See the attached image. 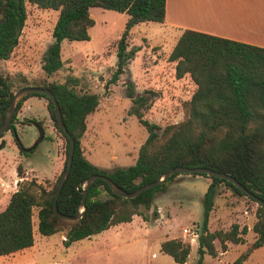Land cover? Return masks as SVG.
<instances>
[{
    "label": "trees",
    "instance_id": "16d2710c",
    "mask_svg": "<svg viewBox=\"0 0 264 264\" xmlns=\"http://www.w3.org/2000/svg\"><path fill=\"white\" fill-rule=\"evenodd\" d=\"M26 2L58 10L50 30L52 40L41 56V68L46 75L55 72L62 64V39L89 38L87 29L94 22L88 13L90 6L125 12L127 17L116 41L115 67L109 81L117 79L138 48L126 47L130 28L139 21L161 22L165 12V0H0V59L7 58L17 44L26 17ZM167 57L175 61L176 77L187 72L196 85L188 100L187 117L160 128L157 123L142 117L140 107L145 97L142 94L131 97L136 105H132L128 112L135 115L147 133L138 146L134 161L111 169L93 164L81 149L80 139L84 134L86 115L98 103L94 92H77L73 88L75 78L70 76L62 82L43 79L40 83L25 84L46 87L53 93L68 135L58 125L48 95L40 91L29 92L16 102L7 129L16 133L15 113L26 97L34 95L46 99V108L53 125L65 139L62 168L66 161L69 137L73 140L70 167L55 199L56 209L71 218L58 216L52 210L59 174L52 185L45 188L34 179H24L22 166L18 163L15 169L21 178L16 180V188L0 209V255L32 244L33 206H37L36 230L45 235L62 230V242L68 245L109 225L129 221L134 213L146 218L137 207L143 205L147 208L153 193L163 191L167 183L180 173L201 174L209 178L200 200V223L195 226V264L202 263L205 252L212 256L216 254L213 239L218 240L222 251L226 249V240L233 243L244 241L242 234L246 232V227L238 228L235 222L227 230L208 229V213L212 208L217 184L222 182L237 194L245 193L230 180L204 172L174 171L163 182L132 197L113 193L104 179L96 177L85 190L84 208L78 217L73 218L84 181L90 174L107 175L117 185L131 191L176 165L204 166L229 174L246 189L264 199V46L183 28ZM13 92L10 81L0 71V124ZM127 94H131L130 90H127ZM36 123L40 126L39 121L36 120ZM14 138L21 151L32 150L33 147L24 148L19 139L16 136ZM256 203L255 220L251 225L255 237L250 246L229 264H238L251 249L264 243V204ZM160 250L169 254L174 261L184 262L189 244L178 238H166L160 241Z\"/></svg>",
    "mask_w": 264,
    "mask_h": 264
},
{
    "label": "rangeland",
    "instance_id": "374dc122",
    "mask_svg": "<svg viewBox=\"0 0 264 264\" xmlns=\"http://www.w3.org/2000/svg\"><path fill=\"white\" fill-rule=\"evenodd\" d=\"M25 7L26 17L17 44L7 58L0 59V71L10 81L12 91L22 84L40 83L43 79L62 82L70 76L75 78L73 88L77 92L97 95L98 103L85 118L80 139L82 153L90 162L111 169L134 161L147 132L135 115L128 112L136 105L133 96L145 97L140 107L142 117L160 128L187 117L188 100L196 85L187 72L175 76V61L167 57L175 39L161 32L160 22L145 20L130 28L126 47L138 48L117 79L109 81L126 13L91 6L88 13L94 22L87 29L89 38L62 39V64L46 75L41 68V56L52 40L50 30L55 10L30 2ZM57 13L58 10L56 16ZM14 126L15 134L7 129L0 135V209L16 188V180L21 178L16 174L18 163L24 179H34L49 188L62 169L65 155V139L53 125L44 97H26L16 110ZM15 136L22 147H33L32 150L21 151ZM208 181L201 174L180 173L163 191L153 193L147 208L137 207L146 218L134 213L127 222L109 225L68 245L62 242V230L46 235L36 230L37 206H33L32 244L0 255V264H195L197 237L189 239L182 233V227L199 226L200 200ZM256 205L247 195L235 193L222 182L217 184L208 213V229L227 230L235 222L238 228L245 226L246 232L242 234L243 242L226 240L224 251L218 240L213 239L216 254L203 253L201 264H229L250 246L255 237L251 225ZM168 237L189 244L184 262H176L160 250V241ZM248 253L238 264H264V243Z\"/></svg>",
    "mask_w": 264,
    "mask_h": 264
},
{
    "label": "crops",
    "instance_id": "0c3cea01",
    "mask_svg": "<svg viewBox=\"0 0 264 264\" xmlns=\"http://www.w3.org/2000/svg\"><path fill=\"white\" fill-rule=\"evenodd\" d=\"M52 10L56 17L57 10ZM160 23L161 32L173 40L183 28H192L264 46V0H165L164 19Z\"/></svg>",
    "mask_w": 264,
    "mask_h": 264
},
{
    "label": "water",
    "instance_id": "95a60500",
    "mask_svg": "<svg viewBox=\"0 0 264 264\" xmlns=\"http://www.w3.org/2000/svg\"><path fill=\"white\" fill-rule=\"evenodd\" d=\"M33 91H40V92L46 93L48 95L49 99L51 100V102L53 104V111H54L55 119H56L58 125L61 127V129H63L65 131V126L62 122L61 113H60V110L58 107V103H57L53 93L49 89H47L46 87H41V86H36V85H25V86L17 88L12 93V96H11V98H10V100L6 106L5 112H4L3 121L0 124V133H2L3 131H5V129H7V125L11 119L13 112H14L16 102L25 94H27L29 92H33ZM65 133L67 134L66 131H65ZM72 147H73V140L71 137H69V146H68L65 165L58 175L56 185H55V193H54V197H53V201H52L53 212L58 216H63V217H67V218H71V217L69 215L62 214L61 212H59L56 209L55 199H56V196L60 190V187H61V185H62V183H63V181H64V179L68 173L69 167H70L71 156H72ZM174 171L196 172V173L204 172L207 174H213V175L223 177L227 180H230L235 186L240 188L246 195L252 197L257 202H261L264 204V199H261L258 196H256L255 194H253L251 191L246 189L245 186H243L240 182H238L233 176H231L229 174L223 173L221 171L213 170V169H210V168L204 167V166H180V165H176V166H173L171 168H168V169L162 171L155 179H153L147 183H144L142 185H139L138 187L134 188L131 191H126L125 189H123L122 187L117 185L115 182H113L107 175L90 174L89 176L86 177V179L84 181L83 187L81 189V199H80L78 205L76 206V212H75V215L73 216V218L78 217L80 215V212L84 208L85 190L89 186V184L93 181V179L96 177H101L102 179H104L107 182L110 190L113 193H116L118 195L125 196V197H132L144 189L150 188L157 183L163 182Z\"/></svg>",
    "mask_w": 264,
    "mask_h": 264
},
{
    "label": "built area",
    "instance_id": "2783aa9c",
    "mask_svg": "<svg viewBox=\"0 0 264 264\" xmlns=\"http://www.w3.org/2000/svg\"><path fill=\"white\" fill-rule=\"evenodd\" d=\"M182 233L191 240H193L195 237H197V229L195 226H190V227L184 226V227H182Z\"/></svg>",
    "mask_w": 264,
    "mask_h": 264
}]
</instances>
